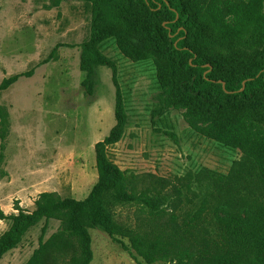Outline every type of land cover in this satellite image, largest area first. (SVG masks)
<instances>
[{
  "label": "rangeland",
  "instance_id": "1",
  "mask_svg": "<svg viewBox=\"0 0 264 264\" xmlns=\"http://www.w3.org/2000/svg\"><path fill=\"white\" fill-rule=\"evenodd\" d=\"M0 0V85L13 75L30 73L0 93V212H30L40 194L58 200L88 198L98 182L95 145L116 125L115 87L112 71H98L93 97L85 94L80 71L81 44L91 28V6L74 0ZM205 5L201 22L208 26L245 31L255 14L254 0H198ZM56 60L44 64L57 46ZM101 52L117 67V81L124 101L127 123L121 141L105 150L129 178L128 190L137 199L116 202L106 196L118 235L114 241L100 228L90 230L92 264H146L129 247L127 230L149 234L153 230L150 209L140 194L151 188V176L189 177L181 189L184 217L197 212L207 200L205 228L208 238L217 237L209 223L217 212L257 213L264 201V186L255 161L240 148L210 140L192 130L181 111L167 108L161 98L153 61L133 63L123 56L114 39ZM264 52V49H263ZM7 114V119H6ZM8 125V126H7ZM45 154L36 162L38 155ZM31 166V167H30ZM136 178V179H134ZM171 183L163 193H150L158 211L170 214L177 200ZM196 194V197L193 195ZM32 229L19 247L0 264H26L40 240L59 229L50 222ZM11 222L0 218V237ZM170 264V263H156Z\"/></svg>",
  "mask_w": 264,
  "mask_h": 264
},
{
  "label": "trees",
  "instance_id": "2",
  "mask_svg": "<svg viewBox=\"0 0 264 264\" xmlns=\"http://www.w3.org/2000/svg\"><path fill=\"white\" fill-rule=\"evenodd\" d=\"M67 1L74 0L56 4ZM77 1L91 6L90 34L80 46L79 68L85 74L81 85L93 97L98 68L112 71L116 125L95 145L98 182L87 199L58 200L54 194L43 193L35 200L33 212L17 210L11 216L0 212L1 220L11 222L0 237V261L42 222V236L50 222H58L59 229L46 241L40 240L26 264H92L90 230L96 228L118 241L106 196L111 194L119 203H132L137 196L128 190L129 178L105 154L107 147L121 141L127 123L117 67L100 50L111 39L131 62L153 61L164 105L181 111L187 125L201 136L243 150L257 164L264 186V0H254L255 14L245 31L203 24L205 5L198 0ZM60 47L53 49L44 64L56 60ZM29 74L5 79L0 93L33 75ZM0 123L4 126L7 121ZM151 180V188L140 197L150 209L153 230L149 234L127 230L130 246L123 245L124 250L134 252L146 264H264V201L254 214L215 213L209 223L218 235L212 239L204 235L209 234L204 217L207 200L193 214L181 217L177 213L181 189L190 190V184L185 186L189 177L151 176ZM175 182L178 186L171 191L177 200L170 214L158 211L148 195L161 194Z\"/></svg>",
  "mask_w": 264,
  "mask_h": 264
},
{
  "label": "crops",
  "instance_id": "3",
  "mask_svg": "<svg viewBox=\"0 0 264 264\" xmlns=\"http://www.w3.org/2000/svg\"><path fill=\"white\" fill-rule=\"evenodd\" d=\"M102 68H103V67L98 68V71L101 70ZM82 73H83V72H82ZM83 75H84V73H83ZM13 76H16V75H13ZM13 76L8 77V79L11 78V77H13ZM22 78H24V77H22ZM27 78H29V77H27ZM20 79H21V78H20ZM20 79H19V80H20ZM84 79H85V76H84ZM19 80H18V81H19ZM18 81H17V82H18ZM17 82H16V83H17ZM16 83H15V84H16ZM15 84H14V85H15ZM14 85H12L11 87H13ZM11 87H10V88H11ZM10 88H9V89H10ZM114 106H115V105H114ZM109 133H110V132H109ZM108 135H109V134H108ZM31 204H32V207L30 208V212H33V211L36 209V207H35V204H34L33 202H31ZM54 222H56V221H54ZM57 231H58V230H57ZM15 250H16V249H15ZM15 250H13V251H15ZM13 251H11V252H13ZM11 252H9V253H11ZM9 253H7L6 255H8ZM6 255L4 256V258L6 257ZM2 260H3V259H2ZM2 260H1V261H2ZM1 261H0V262H1Z\"/></svg>",
  "mask_w": 264,
  "mask_h": 264
},
{
  "label": "bare ground",
  "instance_id": "4",
  "mask_svg": "<svg viewBox=\"0 0 264 264\" xmlns=\"http://www.w3.org/2000/svg\"><path fill=\"white\" fill-rule=\"evenodd\" d=\"M44 156H45V154H43V153L40 154V155H38V157H37L38 160H37L36 162L32 163L31 166L36 165L37 162L41 161V160L43 159ZM31 166H30V167H31Z\"/></svg>",
  "mask_w": 264,
  "mask_h": 264
}]
</instances>
